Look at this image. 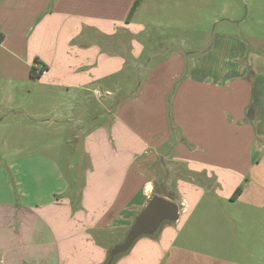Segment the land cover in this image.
I'll use <instances>...</instances> for the list:
<instances>
[{"label": "crops", "instance_id": "1", "mask_svg": "<svg viewBox=\"0 0 264 264\" xmlns=\"http://www.w3.org/2000/svg\"><path fill=\"white\" fill-rule=\"evenodd\" d=\"M136 1L0 0V57L25 60L27 68L38 59L47 67L43 78L51 69L48 60L63 50L76 48L82 57L95 51L98 75L62 86L85 90L90 80L139 67L131 62L143 47L130 30L140 26L132 22L137 9L127 21ZM136 41L139 50L133 48ZM247 54L237 37L221 35L205 51L189 53L188 64L174 54L157 73L149 70L136 97L118 96L116 82L103 89L113 97V110L108 127L84 139L88 165L82 181L70 187L71 179L49 162L54 174L46 175L53 183L50 194L44 192L47 199L32 193V155L6 166L14 171V190L0 165V264H106L151 197L174 199L179 220L201 200L193 182L204 169L208 178L212 172L220 180L223 168L232 178L262 166L257 157L264 151V70L252 69ZM93 59H87L88 68ZM93 87L100 95L102 86ZM159 188L166 191L158 193ZM176 222L138 238L112 264H178L205 257L176 246L182 227Z\"/></svg>", "mask_w": 264, "mask_h": 264}, {"label": "rangeland", "instance_id": "2", "mask_svg": "<svg viewBox=\"0 0 264 264\" xmlns=\"http://www.w3.org/2000/svg\"><path fill=\"white\" fill-rule=\"evenodd\" d=\"M138 2L132 22L140 26L130 30L143 45L140 57L131 59L139 67L131 66L111 78L90 80L85 90L62 86H76L83 77L98 75L93 69L98 57L95 51L82 57L76 48L63 50L62 56L48 60L51 69L39 79L29 77L31 66L27 68L25 60L0 57V165L12 190L16 178L6 166L25 155H32V182L36 181L32 193L43 194V200L48 197L44 193L48 186L53 187L46 179L49 170L54 174L49 162L56 164L63 178L81 182L88 165L84 139L101 126L107 128L109 111L113 110V97L104 94L103 89H110L116 82L120 86L118 96L140 95L149 70L150 75L157 73L170 55H183L188 64L189 53L212 47L217 36H231L248 49L246 61L253 64L252 69L264 70V0ZM137 41L134 50H139ZM92 57L88 68L87 59ZM31 65L39 72L43 63L32 60ZM83 67L86 70L82 71ZM93 86H102L100 95ZM50 120L57 123L51 124ZM257 159L262 166L246 177L230 178L224 168L220 180L212 172L208 178L206 169L205 175H194L193 183L202 191V197L196 206L190 204L188 215H182L174 225H182L175 242L183 250L193 249L188 255L205 257L178 264H264V151ZM169 175L167 171L162 173L166 180ZM238 187L243 194L229 200ZM21 189L25 191L23 185Z\"/></svg>", "mask_w": 264, "mask_h": 264}, {"label": "water", "instance_id": "3", "mask_svg": "<svg viewBox=\"0 0 264 264\" xmlns=\"http://www.w3.org/2000/svg\"><path fill=\"white\" fill-rule=\"evenodd\" d=\"M179 209V206L169 199L151 197L135 218L124 240L110 250L106 264H112L118 256L126 253L138 238L157 233L165 222H176L179 218Z\"/></svg>", "mask_w": 264, "mask_h": 264}, {"label": "trees", "instance_id": "4", "mask_svg": "<svg viewBox=\"0 0 264 264\" xmlns=\"http://www.w3.org/2000/svg\"><path fill=\"white\" fill-rule=\"evenodd\" d=\"M137 5H138V2L136 1L134 3V5L132 6L129 14H128L127 21H129L131 19ZM34 62L37 64L39 63L38 59H34ZM46 69H47V67L44 64H43L42 68L39 70V72H36L35 67H31V69L29 71V77L32 79H39L41 77V75L44 73V71H46ZM241 191H242V189L238 187L235 190V192L233 193L231 199L232 200L236 199L239 196V194L241 193Z\"/></svg>", "mask_w": 264, "mask_h": 264}]
</instances>
